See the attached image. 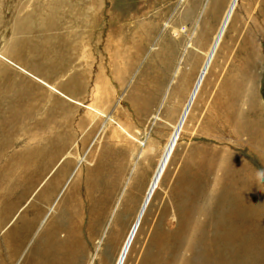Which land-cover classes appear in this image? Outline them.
Listing matches in <instances>:
<instances>
[{"label": "rangeland", "instance_id": "rangeland-1", "mask_svg": "<svg viewBox=\"0 0 264 264\" xmlns=\"http://www.w3.org/2000/svg\"><path fill=\"white\" fill-rule=\"evenodd\" d=\"M228 3L0 0V264H116L168 149L121 264H264V0L207 55Z\"/></svg>", "mask_w": 264, "mask_h": 264}, {"label": "bare ground", "instance_id": "bare-ground-1", "mask_svg": "<svg viewBox=\"0 0 264 264\" xmlns=\"http://www.w3.org/2000/svg\"><path fill=\"white\" fill-rule=\"evenodd\" d=\"M223 1V0H222ZM237 2H238V0H229V3H228V6H227V9L225 10V12H224V15H223V18H222V21H221V23H219L220 24V26H219V28L217 29V31H216V33H215V35H214V39H213V44L211 45V49H213L212 51H208L206 54L207 55H212V54H214L213 52H214V50H215V48H216V46H217V44L219 43V41H220V39H221V37L223 36V33H224V31H225V29L227 28V26H228V23H229V21H230V18H231V16H232V13H233V11H234V8H235V6H236V4H237ZM244 11V10H243ZM231 22V21H230ZM212 39V38H211ZM223 43V42H222ZM218 47V46H217ZM202 53V52H201ZM206 54H205V57H206ZM243 58V57H242ZM0 60H3V61H5V62H9L8 60H6L1 54H0ZM199 69H202L201 70V72H200V75H199V77L197 78V80H196V82H195V84H194V87H193V89H192V91H191V96H190V98H189V101H188V103L186 104V106L184 107V110L182 111V113H181V116H180V119H179V122H178V124L177 125H183V123H184V121H185V119H186V116L188 115L187 114V112H188V109L190 108V104H191V102L194 100V97L196 96V94H197V92H198V90H199V86H200V84L202 83V80H203V78H204V69H203V66H202V68H199ZM23 71V70H22ZM36 78V77H35ZM36 80L38 81V82H40L41 84H43V85H46V86H48V87H52V88H50L53 92L54 91H56L57 89L54 87V86H50L48 83H46V82H44L43 80H39V79H37L36 78ZM205 83V82H204ZM20 100V99H19ZM17 103H18V101H17ZM19 105V104H18ZM18 105H12L10 108H9V112H8V114H7V116H4L3 118H0V135L1 136H5V138H6V133H8V134H10L11 133V131L10 130H16V132L17 131H22V128H24V127H22L23 125H25V121H24V119L21 117V111L19 110L20 109V106H18ZM7 112V111H6ZM0 114H1V112H0ZM14 123H17L18 125H19V127H17V126H15V124ZM182 128V127H181ZM9 131H10V133H9ZM13 133V132H12ZM184 137V136H183ZM170 150L171 149H168V150H165L164 151V153L161 155V158H159L160 160H159V162H158V166H157V169H156V171L154 172V175H153V177L151 178V183H150V185H149V187H148V190H147V192H146V195H145V198H144V201H143V203H142V207H141V209H140V212L138 213V215H137V218H136V221H135V224L133 225V228H132V230H131V232H130V235H129V237L127 238V240H126V242H125V244H124V247L122 248V251H121V253H120V256H119V258H118V260H117V263L116 264H121L122 263V259H124L123 257H124V254H125V252H126V250H127V248H128V245H129V242L131 241V239L133 238V235H134V232H135V229H136V227H137V225H138V220H140V217H141V214L143 213V210H144V207H145V205H146V203L148 202V200H149V198H150V196H151V194H152V192H153V189L155 188V186L157 185V182H158V180L160 179V176L162 175V173H163V171H164V169H165V166H166V164H167V162H168V157H169V154H170ZM83 160V159H82ZM79 163L81 162V158L79 159V161H78ZM7 167V166H6ZM24 182H25V180H24ZM23 182V183H24ZM75 182V181H74ZM191 182H193V179H192V181ZM72 183V182H71ZM22 185V184H21ZM74 187H75V183H74V185H73V188H71L72 189V192H71V194H69L68 195V198H67V200L68 199H70V196L72 195V193H73V189H74ZM24 188H25V186H24ZM23 188V189H24ZM184 188V187H183ZM25 193V192H24ZM238 195V194H237ZM73 196V195H72ZM4 198H6V197H4ZM237 198V197H236ZM249 198V197H248ZM6 199H8V198H6ZM6 201V200H5ZM1 202V201H0ZM8 202H10V201H8ZM242 202V201H241ZM244 206V208H246V210H250V208H249V204H248V206L247 207H245L246 206V204H243ZM4 209V208H3ZM52 209V208H51ZM50 209V210H51ZM5 210V209H4ZM245 211V210H244ZM8 213L9 212H7V213H5V212H2V214L0 215V231H2L8 224H9V222H10V219H9V217H8ZM12 213V212H11ZM62 214V213H61ZM61 214H59V216H60V218H61ZM63 217H65L66 215H65V213H64V215H62ZM62 217V218H63ZM59 218V219H60ZM230 220L231 219H229V222H230ZM229 222H228V224H229ZM242 223V222H241ZM34 224H35V222L34 221H28L27 220V218H22V221L20 222V224L18 225V227L16 226L14 229H12L11 231H9L8 233H6L5 234V236H4V241H5V243H6V245H7V247H8V239H12V238H14V239H17V243H16V246H19L20 244H21V240H23L22 239V237L23 236H26L28 233H29V231L30 230H32V228H33V226H34ZM54 226L56 227V224H54ZM249 226L250 225H245V224H243L242 223V225H240V227H237V234L236 235H234L233 234V237L235 236L236 238H240V239H242V238H246L247 237V230H248V228H249ZM262 226V225H261ZM234 227V226H233ZM238 228H240V229H238ZM71 233H72V231H71ZM70 233V234H71ZM75 233H76V230H75ZM75 233H74V235H75ZM20 237H21V239H20ZM72 237V236H71ZM235 237H234V240H235ZM24 238V237H23ZM70 241H71V239H70ZM70 241H69V243L67 244V246L68 247H70L71 245H70ZM23 242V241H22ZM239 242H240V240H239ZM234 243V242H233ZM73 246V245H72ZM242 248H244V244H242ZM10 247V246H9ZM229 247V246H228ZM72 248V247H71ZM74 248H75V246H74ZM230 248V247H229ZM76 249V248H75ZM66 250H68V248L66 247ZM77 250V249H76ZM249 250V249H248ZM73 251H74V249H73ZM7 252L9 253L10 252V250L7 248ZM68 252V251H67ZM161 252V251H160ZM77 253H79L78 251H77ZM82 254V253H81ZM11 255V254H10ZM12 256V255H11ZM66 257V256H68V254H63V257ZM75 256V255H74ZM246 256V255H245ZM61 257H62V255H61ZM61 257H60V259H58V261L60 262L61 261ZM59 258V257H58ZM68 259H69V257H68ZM121 259V260H120ZM11 260V259H10ZM64 260V259H63ZM58 261H57V263H58ZM65 261V260H64ZM64 261H61V262H64ZM33 262L34 261H32L31 259L28 261V264H33ZM12 263V262H11ZM35 263V262H34ZM35 264H37V263H35ZM59 264H61V263H59ZM63 264V263H62Z\"/></svg>", "mask_w": 264, "mask_h": 264}, {"label": "trees", "instance_id": "trees-1", "mask_svg": "<svg viewBox=\"0 0 264 264\" xmlns=\"http://www.w3.org/2000/svg\"><path fill=\"white\" fill-rule=\"evenodd\" d=\"M262 90H263V95H264V84H263V86H262Z\"/></svg>", "mask_w": 264, "mask_h": 264}, {"label": "crops", "instance_id": "crops-1", "mask_svg": "<svg viewBox=\"0 0 264 264\" xmlns=\"http://www.w3.org/2000/svg\"><path fill=\"white\" fill-rule=\"evenodd\" d=\"M200 94V93H199ZM120 125V124H119ZM121 126V125H120ZM128 133V132H127Z\"/></svg>", "mask_w": 264, "mask_h": 264}, {"label": "water", "instance_id": "water-1", "mask_svg": "<svg viewBox=\"0 0 264 264\" xmlns=\"http://www.w3.org/2000/svg\"><path fill=\"white\" fill-rule=\"evenodd\" d=\"M121 260V259H120Z\"/></svg>", "mask_w": 264, "mask_h": 264}]
</instances>
